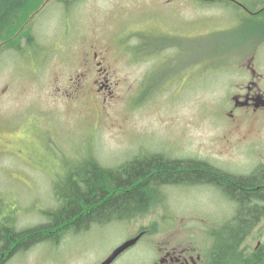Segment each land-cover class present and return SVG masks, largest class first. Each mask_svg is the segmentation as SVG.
Instances as JSON below:
<instances>
[{"label":"rangeland","instance_id":"374dc122","mask_svg":"<svg viewBox=\"0 0 264 264\" xmlns=\"http://www.w3.org/2000/svg\"><path fill=\"white\" fill-rule=\"evenodd\" d=\"M68 1L32 5L38 11L25 27L32 41L18 36L20 52L0 51V213L12 216H0L1 224L14 231L39 226L57 201L56 180L93 166V159L114 171L133 155L211 154L209 162L234 176H248L264 162V122L251 127L249 141L232 147L223 141L250 126L241 118L229 133L227 101L264 16H245L227 1ZM201 20L215 28L199 38ZM257 58L264 74V48ZM207 188H161L164 200L147 203L145 211L91 223L79 235L59 237L56 248L12 245L1 264H86L144 229L162 237L183 233L209 254L212 235L236 206L221 187ZM148 238L114 264H142ZM240 249L248 256L264 249V216Z\"/></svg>","mask_w":264,"mask_h":264},{"label":"trees","instance_id":"16d2710c","mask_svg":"<svg viewBox=\"0 0 264 264\" xmlns=\"http://www.w3.org/2000/svg\"><path fill=\"white\" fill-rule=\"evenodd\" d=\"M38 1L0 0V51L6 48L20 52L18 36L28 43L32 41L25 27L28 19L38 11L32 9ZM154 157L153 160L133 159L125 164L127 166L117 167L114 171L103 168L93 159V166L86 165L83 170L70 171L58 180H66L65 184H54V195L60 207L49 215L45 227L86 230L91 223L123 220L130 213L145 211L149 196L157 193L160 183L217 182L213 177L216 176L219 179L217 185L231 198L236 210L231 218L222 223V231H215L212 235L213 244L207 264H260L264 249L248 256L240 247L264 216V170L248 176H234L223 171L209 173L200 163L161 161L160 157ZM1 223L0 263L8 256L12 245H20L18 241L22 235ZM33 237V240L37 239L36 235ZM12 248L15 249L14 246Z\"/></svg>","mask_w":264,"mask_h":264},{"label":"flooded vegetation","instance_id":"af4514ba","mask_svg":"<svg viewBox=\"0 0 264 264\" xmlns=\"http://www.w3.org/2000/svg\"><path fill=\"white\" fill-rule=\"evenodd\" d=\"M199 2L198 5L202 6H210V2H213V6L216 2L221 0H194ZM223 3L225 1L231 3L233 7H238L243 10V14L250 15L251 17H255L260 19L264 16V4L252 3L249 5L253 11L249 12L245 5L238 3L237 0H222ZM264 1V0H263ZM68 2V1H66ZM212 6V5H211ZM203 8V7H202ZM201 8V9H202ZM222 9L225 7H221ZM206 10H203V14H205ZM246 16V15H245ZM240 18V22H241ZM262 20L260 25L261 34L260 36L254 40L252 43L253 51H251V56L249 57L248 61L245 64H241L239 66L240 77L232 85V92L230 98L227 101V110L228 113L226 114L228 117V124H229V133L232 131L231 129H237L240 125L241 118H247L251 120L250 126L247 129L246 133L243 136L240 134L237 135L235 138L225 136L223 141L229 143L232 146L235 145L237 141H249V137L251 135V127L254 125H261L264 122V74L259 71L257 65V56H260L261 49L264 48V19ZM200 21V28L196 35L199 38L202 36L208 35L207 32L211 31L215 27L205 25V23ZM206 21V20H205ZM201 25L203 27L201 28ZM208 26V27H205ZM218 29V28H216ZM185 36V35H184ZM258 40V41H257ZM256 41V42H255ZM251 45V44H250ZM172 50V49H171ZM99 65V64H98ZM257 65V67H256ZM155 69V68H154ZM105 79V78H103ZM97 86V85H96ZM239 131V130H238ZM252 146V145H251ZM160 157L161 161H179V162H186V163H200L203 168H206L209 173L211 172H219V167L216 165L214 161L209 162L212 155H204V156H193L191 158H186L185 160L175 159L171 157H167L166 155L162 154H143L135 155L134 159L136 160H153L155 157ZM256 169L252 171V174L257 171L264 170V162H260L255 164ZM120 167V166H119ZM73 180V179H72ZM67 181H60V184H65ZM149 182V180H148ZM178 187V188H206L212 187L214 190L220 187L217 185L215 181H208V182H180V183H160L157 189V193L160 191L161 188L168 189L171 187ZM157 193L150 195L148 198L147 203L149 204L152 201H163L162 197H158ZM228 197V196H227ZM56 202L52 203L51 208L52 211H46L44 217V222H42L39 226L34 228H29L23 231H16L20 232L22 235L29 233L30 236L25 237L19 244L29 243L28 246L33 245H42L43 243H48L49 248H56V243L59 240V237H65L66 239L69 238L71 235H79L81 232L78 231L80 229L75 230H67L61 227H45L48 222L49 215L52 214L56 209L60 207L58 202V198L56 197ZM5 214H2L5 218L7 217V212L3 209L2 210ZM133 213H130L131 216ZM113 219V218H112ZM36 231H39L36 233ZM149 236L148 238V254L149 256L143 261L142 264H207L208 260L206 258V253H203L201 247L196 244V242L190 240L186 237L183 233H170V231L165 232L164 236L160 232H157L156 229H151L150 231L138 230L131 238H138L137 243L128 248L127 250L123 251L121 254L116 256L114 259H111V253L106 254L101 259H92V261H88L86 264H114L116 260L122 256L126 251L135 247L138 243L142 242L145 239V236ZM21 235V236H22ZM37 236L36 240H33V236ZM31 238V239H30ZM128 240V239H127ZM47 245V244H46ZM43 245V246H46ZM27 247V246H26ZM47 247V246H46ZM14 251V250H13ZM54 251V250H53ZM12 253H8L7 257H10ZM1 264V263H0Z\"/></svg>","mask_w":264,"mask_h":264},{"label":"water","instance_id":"95a60500","mask_svg":"<svg viewBox=\"0 0 264 264\" xmlns=\"http://www.w3.org/2000/svg\"><path fill=\"white\" fill-rule=\"evenodd\" d=\"M137 241L136 239L130 240L125 242L123 245H121L119 248H117L113 255L111 256V259L115 258L118 254H120L121 252H123L124 250H126L127 248L131 247L132 245H134Z\"/></svg>","mask_w":264,"mask_h":264}]
</instances>
